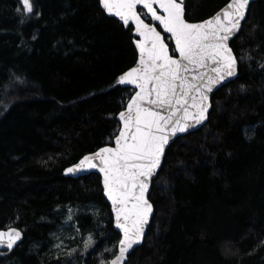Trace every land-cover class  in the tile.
I'll return each mask as SVG.
<instances>
[{
	"label": "trees",
	"instance_id": "16d2710c",
	"mask_svg": "<svg viewBox=\"0 0 264 264\" xmlns=\"http://www.w3.org/2000/svg\"><path fill=\"white\" fill-rule=\"evenodd\" d=\"M229 1L184 0L186 19ZM33 4L21 16L17 0H0V230L23 233L0 264H101L120 238L101 177L64 172L118 132L133 90L116 81L136 64L135 37L98 0ZM231 47L238 77L215 92L206 126L167 150L150 229L128 264H264V0ZM69 213L73 234L57 253Z\"/></svg>",
	"mask_w": 264,
	"mask_h": 264
},
{
	"label": "snow or ice",
	"instance_id": "6c2138e0",
	"mask_svg": "<svg viewBox=\"0 0 264 264\" xmlns=\"http://www.w3.org/2000/svg\"><path fill=\"white\" fill-rule=\"evenodd\" d=\"M17 3L21 16L34 13L33 0ZM249 3L230 0L211 18L191 23L185 18L184 0H98L107 16L117 18L137 37L133 43L138 51L136 65L116 81L133 89L118 114V132L65 170L66 175L90 170L100 174L120 235L112 258L101 264H125L129 251L142 242L153 213L148 193L166 149L178 134L207 119L214 88L237 75L238 58L229 42L241 31ZM22 239L17 227L0 230V248L8 252ZM94 243L89 234L84 251Z\"/></svg>",
	"mask_w": 264,
	"mask_h": 264
},
{
	"label": "water",
	"instance_id": "95a60500",
	"mask_svg": "<svg viewBox=\"0 0 264 264\" xmlns=\"http://www.w3.org/2000/svg\"><path fill=\"white\" fill-rule=\"evenodd\" d=\"M229 2H230V1H229ZM252 3H253V0H250L249 6H248V10H247V14H246V19H247V17H248V13H249V10H250V7H251ZM226 5H227V4H226ZM226 5H225L224 7H226ZM184 7H185V5H184ZM224 7H223V8H224ZM223 8H222V9H223ZM222 9H220L218 12H221ZM138 10L143 11L142 9H139V8H138ZM218 12H217V13H218ZM217 13H216V14H217ZM216 14H214V15H216ZM214 15H213V16H214ZM113 18H115V17H113ZM142 18H144V17H142ZM185 18H186V10H185ZM210 18H211V17H210ZM115 19L118 21L117 18H115ZM208 19H209V18H208ZM246 19H245V21H246ZM149 20H150V18H149ZM206 20H207V19H206ZM245 21L242 22V28H243V24H244ZM146 22H148V21H146ZM150 22H151V21H150ZM201 22H202V21H201ZM191 23H198V22H191ZM242 28H241V30H242ZM126 29H127V28H126ZM158 30H159V29H158ZM240 32H241V31H240ZM240 32H239V33H240ZM239 33H237L236 36H237ZM165 35H166V34H165ZM236 36H234V37L232 38V40H230V42H229L230 46H231V43H232V41L234 40V38H235ZM134 37H135V36H134ZM136 38H137V37H135V39H136ZM168 42H169V44H170V48H171V46L174 47V45L172 44L171 41H168ZM134 47H135V44H134ZM136 51H137V50H136ZM137 55H138V51H137ZM137 59H138V58H137ZM135 65H136V64H135ZM135 65H134V66H135ZM134 66H133V67H134ZM238 71H239V64H238ZM238 71H237V75H236L235 77H232V78H229V79L225 80L223 84H221V85L217 86L216 88H214L213 92L210 94L211 107H210V109H209V111H208V113H207V119H206L202 124L197 125V126L194 127V128H190L188 132L178 134V136H177L176 138H174V140H173L172 142H170L169 147H170V146H171V145H172V144H173L178 138L183 137V136H186L187 134L192 133V132H195V131H197V130L203 128L204 126H206V124L208 123V120H209L210 113H211V111H212V107H213V105H212V100H213V96H214L215 92L218 91L219 89H221L222 87L226 86L227 84L233 82V81L238 77ZM121 86H123V87H125V88L132 89V86H130V85H127V86H126V85H121ZM132 90H133V89H132ZM117 121H118V116H117ZM118 123H119V121H118ZM119 125H120V124H119ZM169 147H168V149H169ZM168 149H166V153H167V150H168ZM165 156H166V154H165ZM164 159H165V158H164ZM163 164H164V160H163V162H162V166H163ZM161 168H162V167H161ZM160 171H161V170H160ZM160 171H159L158 174L153 178V181H152V183H151L150 190H149V193H148V198L150 197L153 183H154V181L158 178V175H159ZM90 174H98V175L100 176V174H99L98 172H96L95 170L83 171V172L76 173V174H74V175H73V174H68V175H66L65 172H64V175H65L66 177H70V178H73V179H79V178H82V177L88 176V175H90ZM105 200L107 201L106 197H105ZM149 200H150V199H149ZM150 202H151V201H150ZM107 203L109 204L110 209H111V204H110V202L107 201ZM152 205H153V204H152ZM154 213H155V211H154V206H153V213H152V216L150 217L149 224H148V225L146 226V228H145L144 238H143V240H142V242H141L140 244L134 245V247L129 251V253H128V255H127V259H126V261H125V264H128V263H129V260H130V257L132 256V254H133V253H134L139 247L143 246V244H144V242H145V239H146V235H147V233H148V230L150 229L151 222H152V219H153V217H154ZM111 215H112V213H111ZM112 217H113V216H112ZM113 222H114V217H113ZM114 229H115L116 232L119 233V230L116 229L115 226H114ZM21 242H22V240L19 242V244H20ZM19 244H18V245H19ZM16 247H17V246H16ZM16 247H15V248H16ZM15 248H14V249H15ZM14 249H13V250H14ZM13 250H12V251H13ZM2 252H8V251H7L6 249L0 248V253H2Z\"/></svg>",
	"mask_w": 264,
	"mask_h": 264
},
{
	"label": "rangeland",
	"instance_id": "374dc122",
	"mask_svg": "<svg viewBox=\"0 0 264 264\" xmlns=\"http://www.w3.org/2000/svg\"><path fill=\"white\" fill-rule=\"evenodd\" d=\"M69 215L72 216V219L71 220H68L66 222V226L64 228V231L63 233L60 235V234H57V235H54V239L57 241L56 244H54L53 248L55 249V251L58 253V251L60 249H62V251H64V247H67V246H64L62 244H64V239L68 238V236L72 235L73 234V229H72V222L74 221L75 219V215L73 213H69ZM75 225V224H74ZM57 245H60V247H57ZM74 249H76V251H79L80 250V247L79 246H76ZM75 251V252H76Z\"/></svg>",
	"mask_w": 264,
	"mask_h": 264
},
{
	"label": "bare ground",
	"instance_id": "6f19581e",
	"mask_svg": "<svg viewBox=\"0 0 264 264\" xmlns=\"http://www.w3.org/2000/svg\"><path fill=\"white\" fill-rule=\"evenodd\" d=\"M234 51V50H233ZM235 53V52H234ZM238 64H239V61H238Z\"/></svg>",
	"mask_w": 264,
	"mask_h": 264
}]
</instances>
